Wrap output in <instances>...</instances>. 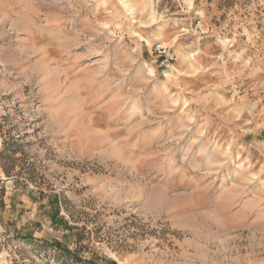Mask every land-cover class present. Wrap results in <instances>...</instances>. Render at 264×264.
Wrapping results in <instances>:
<instances>
[{"label": "clouds", "instance_id": "9594fccd", "mask_svg": "<svg viewBox=\"0 0 264 264\" xmlns=\"http://www.w3.org/2000/svg\"><path fill=\"white\" fill-rule=\"evenodd\" d=\"M9 174L0 264H264V0H0Z\"/></svg>", "mask_w": 264, "mask_h": 264}, {"label": "rangeland", "instance_id": "374dc122", "mask_svg": "<svg viewBox=\"0 0 264 264\" xmlns=\"http://www.w3.org/2000/svg\"><path fill=\"white\" fill-rule=\"evenodd\" d=\"M207 2L211 4V0ZM220 20L227 21V15L222 14ZM13 171L17 169L14 168ZM45 197V189L36 187L28 189L24 180L18 176L9 174L6 178L0 177V221L8 214L21 219L27 213L28 219H34L35 212L48 203Z\"/></svg>", "mask_w": 264, "mask_h": 264}]
</instances>
